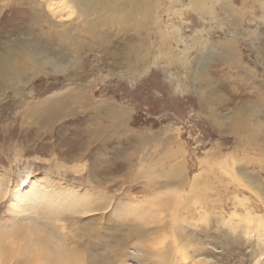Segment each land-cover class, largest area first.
<instances>
[{
    "label": "rangeland",
    "instance_id": "obj_1",
    "mask_svg": "<svg viewBox=\"0 0 264 264\" xmlns=\"http://www.w3.org/2000/svg\"><path fill=\"white\" fill-rule=\"evenodd\" d=\"M22 1L0 0V47L3 43L22 40L24 35L35 36L43 27V25L35 26L31 22L30 19L34 17L32 15L29 21L27 20L30 13L24 9L26 3ZM223 1L233 3L237 8H240L238 5H243L239 10L228 11L231 15L229 19L236 20L237 26H234V21L228 18L225 23L219 21L225 15L217 1H212L213 5L212 2L210 3L212 15L200 17L189 7L187 0H162V18L155 25L156 31L152 33L155 46L150 47L151 52L144 56L150 64L143 73L138 74L134 71V67L128 66L134 60L125 61L128 58L123 52L129 41L128 36L134 35L135 32L130 29V25L119 23L114 25V29L105 36L104 45L93 47V50L86 55L85 51L81 54L84 64L82 67L85 70L83 79H77L72 71L68 73L71 69L67 72V76L66 73L36 74L28 85L33 86L38 94L34 98L27 97L28 86L25 85L21 92L26 99L21 100L19 97L20 101L10 89H6L3 93L5 98L0 101V190L3 191H0V230L4 235L17 237L20 232L29 233L25 225L33 223L53 239L61 237L65 246L68 245L73 249L79 247L83 251H101L98 244L101 239L99 237L110 232L108 226L114 229L124 224L130 225L125 208L127 201L135 197L142 201L141 203L135 201L137 209L141 212V220L146 219L148 222L144 225V234L135 236V242L150 245L151 242L159 239V228L162 227L163 221L153 213L144 214V207L151 206L150 203L156 201V198L153 197L154 195H145L147 187H143V182L146 183L147 180L146 170L139 165L138 156L134 154L137 147L141 148L142 134L152 133L155 139L151 137L149 144L155 146L159 142V145L153 149L157 154L154 156L155 159H159L163 154L162 147L165 144L180 153L184 151L187 168L191 171L190 176L200 170L204 171L199 181L205 193L201 198V209L197 210L189 206L185 210L191 214L189 216L191 225L186 226L192 238L191 245L187 249L192 252L189 254L197 255L196 258L198 254L199 257L206 256L210 264H264V243L260 239L264 236V228L258 227L256 231L254 230L255 233L249 232V227L256 228L257 223L246 219L244 217L246 212H243L252 209L257 217L262 216L264 219V204L260 202L259 195L246 189L244 183L241 186L238 180L230 174L228 176V173L226 175V172L214 163L222 153H229L230 157L235 158V166L255 174L264 182V152L261 151L264 129L257 131L258 139L242 137L243 129L246 127L242 121L247 122L249 117L243 112L245 106L256 102L264 95V59L259 61L255 54L256 45L264 44V19L260 18L264 11L258 5L260 0ZM173 24L179 30L174 29ZM257 24H259L257 39L244 35V32ZM229 36L232 37V42ZM179 38L184 41H178ZM91 41L95 42L93 39ZM204 43L212 44L221 52L230 43L237 50V57L223 59L218 54L207 64L203 72L200 71L202 73L199 72L205 76L200 80L201 88L206 92V98L202 96V102L198 92L194 90L197 84L194 81V72ZM141 61L143 62L142 57L135 62L136 68H141ZM251 69L253 73L255 72L253 77L249 74ZM25 70L29 75L33 71L26 65ZM66 79L76 81L70 83ZM76 82L93 91L92 97L95 99L93 103L102 107L104 113L108 105H120L125 108L129 115L127 122L122 120L123 124L116 125L114 120L106 119L103 115L92 116L90 110L84 108V102L78 101L71 105L75 114L55 118L51 123L44 122L45 125L40 128L39 123L44 117L31 115L26 105L34 109L38 107L39 99L42 100L47 94L58 92L68 84L72 85ZM83 93L91 96L86 94V91ZM209 93L211 95L208 96ZM202 103L207 104L208 108ZM236 106L243 112L239 123L234 124V115H231L230 123L218 125L209 116L216 110L224 113L229 107ZM66 110L68 111V108ZM90 115L92 117L87 118ZM251 116L253 119L254 115ZM97 122L105 128V133L99 135L92 132L88 140L82 141L85 129L94 127ZM135 134L136 138H134ZM205 152L210 155L216 153L210 157L212 159L207 160L212 165L211 169L207 167V170L197 165L198 158H203ZM176 161L177 159L172 163L167 162V165ZM70 162L72 163L69 164ZM21 178L34 182V190L45 192L46 198L43 197L42 201L46 203L41 204L43 208L48 202L58 199L56 195L57 198L51 200L57 191L63 193L58 199L63 198L61 200L63 201L65 199L63 190L70 193L71 190H75L72 193L77 196L69 198L71 201L68 205L70 208L77 206L76 209L65 214L49 215L42 208L33 205L30 206V213L25 211L26 215L23 214V217L16 218L20 209L7 215L10 207L7 194L11 191L13 182ZM191 182H197V179ZM196 189L197 185H194L193 190L188 193L189 197ZM235 196L246 197L244 205L235 204ZM81 198L88 199L80 201ZM64 202L66 204L67 201ZM81 205H84L83 208L88 205L97 209L88 211L86 208L87 211L83 212ZM232 208L238 216L232 214ZM89 217L93 220H88ZM21 218H25L26 222L19 223L23 220ZM12 220L17 224L10 225L9 221ZM91 228L97 230V233L91 232ZM151 229L153 231L145 232ZM1 236L6 238L2 234ZM151 236L153 239H150ZM30 237L29 235L19 238L18 248L11 251H18L22 238L30 241L32 238ZM0 264L27 263L20 254H13L5 259L0 258Z\"/></svg>",
    "mask_w": 264,
    "mask_h": 264
},
{
    "label": "bare ground",
    "instance_id": "obj_2",
    "mask_svg": "<svg viewBox=\"0 0 264 264\" xmlns=\"http://www.w3.org/2000/svg\"><path fill=\"white\" fill-rule=\"evenodd\" d=\"M24 1L26 3V8L24 7V9L26 11H29L30 13V16H27V20L29 21L32 15L34 17L30 19L31 22L35 26L43 25V27L40 28V32H38L35 36L24 35L23 38H21L22 40L17 39L15 40V43H3L2 47H0V101L1 99L5 98V95H3V93L6 92V89H10L13 94L17 95L18 97L15 98H17L18 101H20V99H26L23 92H21V90H24L25 85L28 86L26 88L27 97L34 98L38 93H36V89H33V86H29L28 84L31 83L36 77L35 75L39 73H53L63 75L66 73L65 76H67V74L72 71L73 75L77 77V79H83L82 77L85 75V70L82 67V65L84 64H82L83 57L81 54L83 53V51H85L84 53L86 55L87 52L93 50V47L96 48V46L104 45L105 41L103 40L105 36L111 29H114V25L119 23L127 26L130 25V29L135 32L134 35L132 34L130 37L128 36L129 41L127 42V46L125 47V50L123 52V55L128 58L125 61L131 62L134 60V62L129 63L128 66L134 67V71H136L138 74L143 73L148 69V65L150 64V62L148 63V61L144 59V56L148 55L151 52L150 47L155 46L152 33L156 31L157 28L155 27V25L162 18V0ZM187 1L189 7L200 17H208L209 15H212L213 11L210 9V5H213V2L217 1L220 7L223 9L225 15L222 20L219 19L221 23H225L224 21L227 18L229 19V17L231 16L230 13H228L229 10H239L241 9V7H243V5H238L240 8H237L235 4L225 3L223 0ZM21 2L23 1L21 0ZM258 5L261 10L264 11V0H260ZM251 14L253 13L251 12ZM204 17L202 19L206 22ZM214 17L216 18L215 14ZM260 18L264 19V14H261ZM229 20L232 19L230 18ZM232 21H234V26H237L236 20ZM152 26H154V29H152ZM258 26L259 24L254 25L253 28L244 32V35L247 37L252 36L253 38L255 37V39H257ZM172 27L179 30V28H177V26L174 24ZM103 28L105 29L101 30ZM92 39L95 42H92ZM229 40H231L232 42V37H230ZM178 41L182 42L184 40L182 38H179ZM186 50H188V47ZM143 51L145 52L144 54ZM262 52H264V44L256 45L255 54L258 59H260L259 61L264 59V54ZM218 54L221 55L223 59H233L237 57V50H235V47H233V45H230V43L224 50H222V52L218 51V49L212 44L204 43V48L201 50L198 57V66L197 68H195L194 72V81L197 82L194 90L198 92L202 102V96H205L206 98V92L203 90V88H201L200 80H202L205 76L200 73H202L204 69H206L207 64L211 62ZM141 57L143 59V62L141 61V68H136L135 62H138ZM25 65L27 66V68H30L31 71L33 70L30 75L25 70ZM249 72V74L253 77V74L255 73H253V69H251ZM247 78L249 77L247 76ZM66 80L70 83L76 81L70 79ZM78 83L76 82L72 85L68 84L67 86L61 88V90H59L58 92L54 91L49 93V95L47 94L44 98H42V100H38L39 104H36L38 107L34 109H32L28 104L26 105L27 111L31 115L37 114L44 117L43 120L39 123L40 128L45 125L44 122L51 123V121L55 120V118L72 115L74 112L71 109V105L74 102L77 103L78 101L84 102V108L89 109L92 116L103 115L104 117H106V119L114 120V123L116 125L123 124V121L127 122L129 115L126 112L125 108L120 105H108V109L106 110V113H104V109H102V107H98L93 103L95 100L92 97L93 91L90 90V92L89 90H87V88L81 86V84ZM261 88L263 87L261 86ZM216 89L217 88H215V90ZM84 91L87 92L86 94H91V96L84 95ZM213 94L212 96H214ZM209 95L211 94L209 93L208 96ZM19 97L21 98L19 99ZM202 104L204 107L208 108L207 104ZM237 107L238 106L234 108L229 107L228 110H226L224 113H220L218 110H213L214 112H212L209 116L213 121L217 122L218 125H224L225 122L230 123L232 121L230 120L231 115H234L233 123L236 124L240 122V116L242 115V113L246 112L249 117L247 122L241 120L242 124L246 126L243 129L244 136H241L244 139L257 138V131L260 129H264V95H262L256 102L249 103L247 106H245L243 112H241L240 108ZM66 108H68V111L66 110ZM251 115H254L253 119L251 118ZM92 116H87V118ZM92 132L103 135L105 133V128L99 122H97L94 127L86 128L85 135L83 136L82 141L88 140L87 138L91 136ZM128 132L129 130H127V133ZM144 134H142L140 140V142H142L141 148L139 149V147H137L135 149L136 153L134 152V154L135 156H138L139 165L146 170L145 175L147 180L146 183L143 182V187H147V192H145V195H154L153 197L156 198V201L150 203L151 206L144 207V214L153 213L155 217L163 221L162 227L159 228V239L151 242L150 245H144L140 244V242H135V236H141L144 234L143 228L144 225L148 224V222L146 219H144V221L146 222L141 220V212L136 207L135 201L139 203H141L142 201L140 202V200L133 197V199H128L130 202H127L130 203V205H127V203V208H125L128 219L130 220V225L124 224L119 227L117 226L114 229L113 227L108 226V230H110V232H106L105 236L103 234V237H99L101 239L99 240L98 244L101 251H83L79 247L73 249V247H68V245L65 246V242L61 237L53 239L47 233L35 227L33 223H30V225H25L30 232H20L17 237L12 235L6 236L0 230V258L5 259L7 256L20 254L27 264H39L40 262L41 264H85V262H87V264H210V260L208 257H199L200 254H198V258H196L197 255H191L189 254L191 251L189 252L187 250L190 247L192 240L190 232H188V229H186L187 225H191L189 218L191 214L188 212V210L186 212L185 210L189 206L193 209H201L200 202L202 196L205 193L203 191V186L199 181L201 180L200 177L204 175V171H201L199 169L200 171L194 173L193 175L191 174L192 176H190L189 172L191 171H189L187 168V161L183 154L184 151L180 153L177 149L167 147V145L165 144H163L162 147L164 151L163 154L159 159H155L154 156H156L157 154H155V151H153V149L156 148L157 145H159V142H157L155 146L150 145V138L154 137L155 139V136L152 133ZM136 137L137 135L135 134L134 138ZM262 137L263 143L261 144V151L264 152V134ZM104 139H106V136L104 137ZM239 141H241V139H239ZM252 141L255 142L254 140ZM246 144L247 143H245V145ZM218 152L221 153V151ZM215 154L210 155V153H206L203 158H198L199 164L197 165L203 167V170L207 167L211 169L210 167L212 165L209 164L207 160L212 159L210 157L212 155L214 156ZM220 156L221 157L218 158L214 163H217L221 170L223 172H226V175L228 173V176L230 174V176H232L235 180H238L240 185H243L244 183V187L246 189L254 191L255 195H259V198L261 200L260 202H263L264 204V182L260 180L259 177L255 174L244 171L242 167L238 168L237 166H235V158L230 157L229 153H222V155ZM175 159H177L176 163L167 165V162L172 163V161ZM94 165H96V162ZM139 178L141 177H138V179ZM195 178L197 179V182L192 183L191 181ZM26 179L21 178L17 179L16 182H13L14 185L11 187V191L7 194L10 200V202H8L10 207L8 208L7 215L11 214L15 210L20 209L19 215H17L16 218L23 217V214L26 215L25 211L29 212L30 206L33 207V205L42 208L44 212L49 215L65 214L72 209H76L77 206L75 208L74 206L70 208V205H68V203L71 201L69 198L77 196L75 193H72V191L74 192L75 190H71V193L67 190H63L65 192V199L63 201H61L63 198L61 200H58L60 199V196H63V193H58L59 191H57L56 194H53L51 200H55L58 197V201L56 200L48 202L47 204H45L46 207L43 208L41 204L46 203L45 201H42V199H44L43 197H45V192L42 190H34L35 183ZM135 179L137 178L135 177ZM194 185H197V189L196 191H193V195L189 197L188 193L190 190H193ZM187 187H189V189H187ZM42 189L44 190V188ZM32 191L34 192L32 195H30ZM234 198L235 204H243L244 200L247 199L246 197L241 198L238 196H235ZM82 199L85 198H81L80 201ZM87 199L88 198H86L85 200ZM65 200L67 201L66 204L64 202ZM230 204L232 203L230 202ZM83 207L84 205H81V209H83V212L87 211L86 208H88V211L97 209L92 208L93 206L90 208L88 207V205L86 206V208ZM182 210H184V212ZM231 212L232 214L235 213L233 208ZM243 212H246L244 216L246 219H249L251 222L255 221L257 223L256 228H254V226H248L249 232L255 233L258 227L264 228V219L262 216L257 217L255 215V211L252 209H246L243 210ZM235 216L238 215H236L235 213ZM21 219L23 220H21V222L19 223L26 222L25 218ZM241 219L244 218L241 217ZM88 220H93V218L89 217ZM9 223L10 225L17 224L15 220H12L11 222L9 221ZM96 231L97 230L91 228V232L97 233ZM151 231L153 230L151 229L145 232ZM1 234L6 238L2 237ZM29 235L32 237H30L31 240L29 241L22 238L23 240L20 249L18 251H14L18 248L17 246H19L18 239ZM150 239H153V237L151 236ZM260 239L264 243V236ZM11 249L14 250L11 251ZM42 261L44 262L42 263Z\"/></svg>",
    "mask_w": 264,
    "mask_h": 264
},
{
    "label": "clouds",
    "instance_id": "obj_3",
    "mask_svg": "<svg viewBox=\"0 0 264 264\" xmlns=\"http://www.w3.org/2000/svg\"><path fill=\"white\" fill-rule=\"evenodd\" d=\"M85 264H87V262H85Z\"/></svg>",
    "mask_w": 264,
    "mask_h": 264
},
{
    "label": "snow or ice",
    "instance_id": "obj_4",
    "mask_svg": "<svg viewBox=\"0 0 264 264\" xmlns=\"http://www.w3.org/2000/svg\"><path fill=\"white\" fill-rule=\"evenodd\" d=\"M72 162H70L69 164H71Z\"/></svg>",
    "mask_w": 264,
    "mask_h": 264
}]
</instances>
